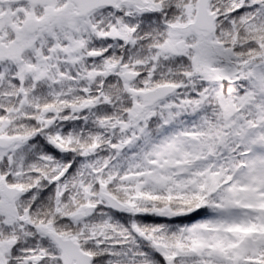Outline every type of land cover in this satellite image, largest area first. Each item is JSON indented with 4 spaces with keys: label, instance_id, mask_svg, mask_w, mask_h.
Returning <instances> with one entry per match:
<instances>
[{
    "label": "snow or ice",
    "instance_id": "1",
    "mask_svg": "<svg viewBox=\"0 0 264 264\" xmlns=\"http://www.w3.org/2000/svg\"><path fill=\"white\" fill-rule=\"evenodd\" d=\"M0 264H264V0H0Z\"/></svg>",
    "mask_w": 264,
    "mask_h": 264
}]
</instances>
